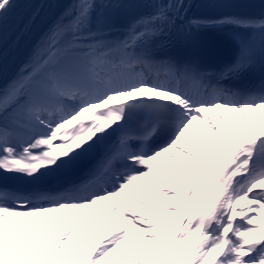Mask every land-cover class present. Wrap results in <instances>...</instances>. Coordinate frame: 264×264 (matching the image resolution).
Masks as SVG:
<instances>
[{
  "label": "snow or ice",
  "instance_id": "snow-or-ice-1",
  "mask_svg": "<svg viewBox=\"0 0 264 264\" xmlns=\"http://www.w3.org/2000/svg\"><path fill=\"white\" fill-rule=\"evenodd\" d=\"M191 7L0 0V264H264V0Z\"/></svg>",
  "mask_w": 264,
  "mask_h": 264
},
{
  "label": "rangeland",
  "instance_id": "rangeland-1",
  "mask_svg": "<svg viewBox=\"0 0 264 264\" xmlns=\"http://www.w3.org/2000/svg\"><path fill=\"white\" fill-rule=\"evenodd\" d=\"M107 211V202L105 204V212ZM62 215H66V218L63 221V225L65 227V229L67 228L68 222H69V218L71 216V212L67 213V214H63V213H53L50 214V216L52 217L53 220V224L59 228L61 221L59 219L60 216ZM89 221V228L87 229V239H85V233H86V229H85V219L83 217V214L81 215L80 218H78L77 220V224H76V233L74 234V238L75 235L78 234L81 240V247L83 248L84 244H87L88 247L86 249L87 253H91L94 254V249L103 242V240L107 239L108 237L105 235L104 232H101L99 227H98V222L97 219L95 217H89L88 218ZM259 223V221H258ZM106 231V230H105ZM38 236V233H37ZM252 238H257L258 237H252ZM71 240L68 242L69 244H71ZM132 242L129 241L128 242V249L131 248ZM125 256H127V251L125 253Z\"/></svg>",
  "mask_w": 264,
  "mask_h": 264
},
{
  "label": "bare ground",
  "instance_id": "bare-ground-1",
  "mask_svg": "<svg viewBox=\"0 0 264 264\" xmlns=\"http://www.w3.org/2000/svg\"><path fill=\"white\" fill-rule=\"evenodd\" d=\"M60 2L61 3H68V2H70V0H60ZM213 119H216V116H215V114H209ZM217 123H219L218 121H217ZM257 130H259V129H257Z\"/></svg>",
  "mask_w": 264,
  "mask_h": 264
}]
</instances>
